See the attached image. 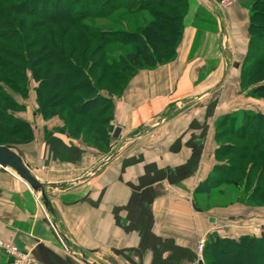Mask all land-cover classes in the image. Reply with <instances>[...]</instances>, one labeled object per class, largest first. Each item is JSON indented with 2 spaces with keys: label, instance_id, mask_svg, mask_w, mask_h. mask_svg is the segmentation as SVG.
Returning a JSON list of instances; mask_svg holds the SVG:
<instances>
[{
  "label": "crops",
  "instance_id": "0c3cea01",
  "mask_svg": "<svg viewBox=\"0 0 264 264\" xmlns=\"http://www.w3.org/2000/svg\"><path fill=\"white\" fill-rule=\"evenodd\" d=\"M219 1L189 0L176 57L140 70L114 99L111 126L121 132L105 151L52 131L59 120L38 114L30 91L35 104L16 116L37 133L13 151L46 199L0 165V238L40 264H192L201 239L252 234L258 221L243 225L241 209L196 206L217 163L220 121L254 107L226 89L241 82L234 61L248 52V0L224 10ZM0 264L13 263L0 252Z\"/></svg>",
  "mask_w": 264,
  "mask_h": 264
},
{
  "label": "trees",
  "instance_id": "16d2710c",
  "mask_svg": "<svg viewBox=\"0 0 264 264\" xmlns=\"http://www.w3.org/2000/svg\"><path fill=\"white\" fill-rule=\"evenodd\" d=\"M5 1L10 10L0 3V40L10 46L0 45V81L14 92L25 94L28 89L23 83L31 74L38 83L36 112L45 120L58 116L63 120L58 132L102 151L113 140L114 99L122 95L140 69L164 65L176 57L189 9V0ZM247 2L250 3L249 45L241 71V86H250L258 92L264 89V0ZM12 13L40 19L28 25L24 18L18 24L12 19ZM87 19L105 20L109 26L95 28ZM61 22L68 26L58 29L48 25ZM94 37L103 44L122 48L108 51L102 45L93 51ZM3 54H8L10 59H5ZM2 102L18 110L26 108L0 84V134H23L25 142L33 140L32 125L2 106ZM228 123L232 124L233 134L248 143L246 148L264 160V150L259 152L264 147V113L243 109L225 115L218 125V141L226 132L221 128ZM231 152L240 154L233 143L218 145L217 163L203 186L197 188V194L210 199L219 193L227 198L222 186L238 192L245 181V201L264 204V161L261 165L252 162L250 169L239 164L243 158L222 162L221 158ZM255 166L260 169L252 183ZM196 206L201 207V203L196 201ZM250 246L259 247L261 254L256 263L264 264V229L258 235L245 233L237 238L212 234L206 240L205 261L237 264L244 259L243 250Z\"/></svg>",
  "mask_w": 264,
  "mask_h": 264
},
{
  "label": "rangeland",
  "instance_id": "374dc122",
  "mask_svg": "<svg viewBox=\"0 0 264 264\" xmlns=\"http://www.w3.org/2000/svg\"><path fill=\"white\" fill-rule=\"evenodd\" d=\"M15 1H18V0H13L12 3H14ZM0 3H2L6 9L10 10V5L8 3H6L5 0H0ZM232 4H230V5H232ZM246 5H248V7L250 9V3H246ZM189 6H190V4H189ZM17 9L20 11L21 7L18 6ZM224 9H226V8H224ZM11 17L18 24L20 23L21 19L25 18L26 19L25 20L26 24H28V25L32 24V23H35V22L39 21V19H40L38 17H32V16L29 17V16L23 15V14L22 15H18L17 13L16 14L12 13ZM132 18H133V16H132ZM149 18L151 19V17H149ZM0 20H1V18H0ZM86 22L94 25L95 28H104V27L109 26L107 21L101 20V19H87ZM48 25L50 27H52V28H58L59 29V28H62V27H67L68 23L61 22V23H58V24H48ZM0 45L1 46H5V47H9L10 46L9 43H6V42L1 41V40H0ZM102 45L108 51H115V50H119L120 48H122L120 45L118 46V45L103 44L100 40H97L95 37L92 39L91 48H92L93 51L98 46H102ZM263 46H264V42H263ZM125 50L126 49H124V51ZM7 55L3 54V57L5 59H10L9 56H7ZM238 59L239 58H237V60ZM237 60L234 61V62L237 65L239 64V68L242 71L245 59L242 60V61H241V59H239V62H237ZM140 70H142V69H140ZM0 84H1V86L4 89H6L8 91V93L19 104H24L25 106L27 104V105H29V107L31 106V104H33V105L35 104L34 103L35 99H32L30 97V91L34 90L36 92V87L38 86V83L32 78L31 74L28 75V80L25 83H23V85H25L27 87V89H28V91L25 94H20V93L14 92L13 90H11L9 85L7 83H5V82H1L0 81ZM235 84L236 85H234L233 83L232 84L228 83V87L226 88L227 90L230 89V90H228V94L230 96L236 95L237 96L236 100H241L243 105L246 103L245 105L254 106L253 110H251V111H253V112H263L264 113V89H259L258 92H256V90L252 89V87H250V86H247V87L243 88L241 86V82H240V84L239 83H235ZM218 94L219 93H217V95ZM35 98H36V101H37V93L35 94ZM233 99L234 98H232L231 100H233ZM2 106H4L5 108H7V109H9L11 111H15L14 112L15 115H16L17 112H21V111L26 110V108L23 109V110H18L17 108H15L14 106H12L10 103H7V102H2ZM36 106H37V104H36ZM54 118H57L59 121L56 123V125L52 126L51 130L52 131H57L63 125V120H61L58 116H56ZM227 125L228 126H224V127L221 128L223 131H226V132L219 139L218 142L221 145L222 144L225 145V144H228V143H233L239 149V153L240 154H238L237 152H231L226 157H222L221 158L222 162L227 163L229 158H234L236 160L237 159L239 160V158L240 159L243 158V160L241 159L239 164L241 166H246L247 169L251 168V164L254 161L259 163V165H261V163L264 160H262L261 158L257 157L259 154L256 153L255 151H250V148L249 149L246 148L248 143L246 141L242 140L239 137V135L233 134L232 130L230 129V126L232 125L231 123H228ZM32 127L34 129V136H35L36 133H37L36 132L37 130L35 129V127L33 125H32ZM217 131H218V129H217ZM250 132H251V130H250ZM24 136L25 135H23V134H19L17 136H11V135H7V134H2L1 133L0 134V145H6V146L10 147L12 150H13V148L14 149H18L19 146H21L24 143H26L25 140H24L25 139ZM111 142H113V140H111L110 143ZM223 150H226V146L224 147ZM262 150H264V147L259 149V152L261 153ZM23 165H24L25 170L28 172L25 160H23ZM6 166L7 167H11L9 165H6ZM259 169L260 168L258 166L254 167L253 172H252V180H253V181L251 180L252 183H255V181H256L255 179L257 177ZM245 183H247V182L242 181L241 188H239L238 192H231V190L228 188V186L224 185V186H222V189L225 190L224 194H226L227 198L219 196V193H215V194H213V196H210V199H207L206 196L201 197L200 198V203L202 204V207L203 206L204 207H219V205H222V204L226 203L227 204L226 207H228V208H231L230 206L237 207V208L234 209L235 211H238V210L241 209L242 215L244 217L243 225H246V226L248 225V227H249L251 223H255V222L258 221L255 224L256 226H253L252 234H255V233L259 234L264 229V204H257V202L245 201V197L247 195V192H246V188L247 187H246ZM250 189H251V187H250ZM238 197H240L241 199L243 198L244 200L243 201H237L236 198H238ZM240 205H241V207L239 208L238 206H240ZM243 227H245V226H243ZM250 230L251 229H242L240 232H236V235L240 236L242 234H245L246 231L249 232ZM230 231H231L230 228H227L226 233H224V234H229V233H231ZM243 251H244V259L243 260H239V261L235 260V261H237V264H257L256 263L257 256H258V254H261L260 250H259V247H255V246L251 247L250 246L248 248H245Z\"/></svg>",
  "mask_w": 264,
  "mask_h": 264
},
{
  "label": "built area",
  "instance_id": "2783aa9c",
  "mask_svg": "<svg viewBox=\"0 0 264 264\" xmlns=\"http://www.w3.org/2000/svg\"><path fill=\"white\" fill-rule=\"evenodd\" d=\"M233 2H235V0H220L217 3V7L224 9ZM205 246L206 239L204 238L198 242L196 249V261L192 264H206L204 255ZM67 250L71 251L68 247ZM0 252L12 258L13 264H39V262L30 253L23 251L18 245L7 239L0 238Z\"/></svg>",
  "mask_w": 264,
  "mask_h": 264
},
{
  "label": "water",
  "instance_id": "95a60500",
  "mask_svg": "<svg viewBox=\"0 0 264 264\" xmlns=\"http://www.w3.org/2000/svg\"><path fill=\"white\" fill-rule=\"evenodd\" d=\"M121 128L117 126L113 131V138L117 139L120 136ZM0 165H9L15 169L19 175L26 180L33 188L41 190L42 196L46 199L45 185L39 182L29 172H27L23 165L22 158L15 153L10 147L6 145H0ZM214 220V219H212Z\"/></svg>",
  "mask_w": 264,
  "mask_h": 264
}]
</instances>
